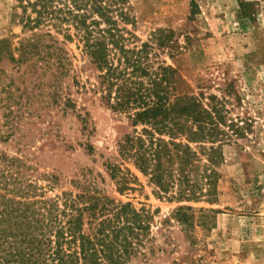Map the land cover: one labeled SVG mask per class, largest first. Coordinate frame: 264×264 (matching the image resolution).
Wrapping results in <instances>:
<instances>
[{
    "label": "rangeland",
    "instance_id": "obj_1",
    "mask_svg": "<svg viewBox=\"0 0 264 264\" xmlns=\"http://www.w3.org/2000/svg\"><path fill=\"white\" fill-rule=\"evenodd\" d=\"M131 3L142 39L168 28L186 46L167 57L178 69L182 93L197 94L199 85L208 84L211 93L222 95L233 85L231 117L247 126V138L224 147L217 194L191 202L161 198L149 177L121 158L119 142L132 132L131 124L92 90L95 68L77 41L66 45L73 67L60 83L44 69L16 67L2 53L0 150L42 179L57 176L51 196L79 193L87 184L148 211V242L128 264H264V0ZM22 15L18 0H0V40L10 38L17 46L32 36ZM65 97L73 101L70 106ZM111 164L129 173L124 190L112 178ZM182 206L195 208L186 210L192 225L176 217Z\"/></svg>",
    "mask_w": 264,
    "mask_h": 264
},
{
    "label": "trees",
    "instance_id": "obj_2",
    "mask_svg": "<svg viewBox=\"0 0 264 264\" xmlns=\"http://www.w3.org/2000/svg\"><path fill=\"white\" fill-rule=\"evenodd\" d=\"M18 3L32 36L17 46L1 39L0 56L5 51L16 67L44 69L60 83L73 67L66 45L77 41L95 68L92 90L131 124L119 142L121 158L133 161L161 198L191 202L217 194L224 147L247 138V126L231 117L232 84L222 95L208 84L197 94L182 93L178 69L167 57L186 46L168 28L142 39L131 0ZM109 169L124 190L129 173L121 164ZM58 181L34 175L31 166L0 150V264H128L141 253L151 231L148 211L87 184L79 193L51 196ZM186 210L195 208L182 206L176 217L192 225Z\"/></svg>",
    "mask_w": 264,
    "mask_h": 264
}]
</instances>
